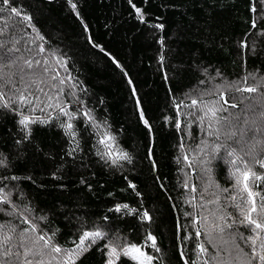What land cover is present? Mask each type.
<instances>
[{
	"label": "trees",
	"instance_id": "obj_1",
	"mask_svg": "<svg viewBox=\"0 0 264 264\" xmlns=\"http://www.w3.org/2000/svg\"><path fill=\"white\" fill-rule=\"evenodd\" d=\"M10 5L21 15H13L0 2V44L19 49L8 54L19 59L6 69L15 73L17 83L0 82V193L9 195V203L0 205V225L11 224L19 232L28 227L22 222L27 219L54 234L62 249L74 248L84 231L103 232L104 238L77 257L76 264H107L106 244L142 243L148 233L160 249H144L155 257L153 264H184L182 255L200 260L214 255L217 249L208 243L206 233L213 222L208 210L216 205L208 202L215 198L216 185L237 193L223 152L209 165L214 181L209 183L204 162L224 136L220 141L209 137L201 130L207 121L199 124L189 115L196 109L184 105L226 82L247 78V84L255 86L264 78V0H10ZM25 60L41 63L29 69ZM32 80L51 97L49 101L35 93L53 105L43 112V104L32 112L16 102L19 93L13 89L35 92ZM261 92L264 88L253 94L226 91V97H236L238 106L219 115L229 118L230 113L247 111ZM57 102L75 119L61 114ZM22 115L45 122L22 127ZM62 122L74 125V135ZM105 133L115 138L114 148L126 153L130 162L112 164L100 155L105 149L98 141ZM219 203L233 218L239 217L229 200L221 197ZM123 205L136 211H115ZM144 212L151 221L141 219ZM253 216L260 219L259 213ZM197 229L200 238H195ZM229 231L254 235L240 224L226 229L224 239L229 243L217 239L220 258L214 264L224 260L240 264L237 257L251 252L244 240L234 246ZM38 234L29 233L25 246L32 247L31 238ZM17 243L18 235L9 244L11 264H20L18 250L23 259ZM198 243L207 249L203 257L198 256ZM55 255L48 253L44 259ZM4 259L0 251V260ZM118 264L133 262L121 257Z\"/></svg>",
	"mask_w": 264,
	"mask_h": 264
},
{
	"label": "snow or ice",
	"instance_id": "obj_2",
	"mask_svg": "<svg viewBox=\"0 0 264 264\" xmlns=\"http://www.w3.org/2000/svg\"><path fill=\"white\" fill-rule=\"evenodd\" d=\"M6 7H10L13 15L20 16L21 13L16 7L10 5V0H0ZM75 7V5H73ZM3 11V9H0ZM137 15L141 16L140 9H136ZM30 17L27 15L23 16V20L30 23ZM156 27H162V25H156ZM255 27V25H253ZM19 51L15 46L7 47L5 44H0V82H3L5 86L9 84H16V80L13 79L15 73H10L6 69L11 68L19 59L18 57L9 56V53H14ZM43 52V48L40 49ZM24 63L29 69L33 67V63L40 65V61L25 60ZM47 71V69H45ZM59 74H57L58 76ZM57 77H53L55 80ZM25 79L24 75L20 76V80ZM39 83H45L41 80ZM61 85L65 83L64 80H60ZM131 83V81H129ZM32 85H36L35 92L29 94V89L26 87L24 89L15 88L14 92L19 93L16 98V102L20 105L21 109L28 106L29 111H36L37 106L43 104L40 107V111L43 112L45 108H50L53 105L49 103H43L40 96L36 95V92L43 93L44 96L48 97L51 101V97L47 92H44L41 87H39L36 80L31 81ZM259 88H264V78L257 81L255 86H249L247 84V78L242 81L236 82H226L222 87L216 86L213 89L201 92L199 98H192L190 105H184L193 109L194 112H190L189 115L196 117L199 124L203 125L207 121V127L202 128V131H206L209 137H214L215 140H221V134H223L224 139L212 146L211 158L204 162V173L210 184L214 183L211 177L212 168L209 166L212 163V159H215L218 154L223 152L225 163L231 166L230 176L234 180L233 191L237 195L232 194L228 188H220L216 185L217 193L214 194L215 198L209 201V204L216 205L215 208L209 209V215L213 218L211 229L206 233L207 241L213 248L217 249L214 255L210 258L200 259H186L183 255L181 259L184 264H214L220 258L219 247L217 239L219 238L223 244H228L229 240L224 239L226 229H231L234 225L240 224L248 227L254 235L245 236L244 233H233L228 232L229 239L234 246H237L238 240H244L245 243L251 246V252H242L237 260L240 264H264V195L261 194L264 191V172H258L254 170L251 165H258L259 169H264V92L259 94V99L255 104L246 106L247 111L241 114H229V118H225L220 113L227 112L229 109L237 108L236 97H226V91H235L238 93H257ZM55 90V89H54ZM205 96H214L215 99L207 101L204 99ZM2 98V96H0ZM242 99H249L248 96H242ZM139 104V101L137 102ZM178 104L177 107H181ZM3 107L8 108V104H4ZM257 107L261 109L257 114ZM55 108L63 115L69 117V120L75 119V116L68 112L67 108L62 105V103L57 102ZM249 112L253 113L249 116ZM202 113V114H201ZM21 114V113H18ZM87 116L88 114L85 113ZM141 119H144L143 113H141ZM227 123L225 125V120ZM45 121L40 120L39 117H29L22 115L19 123L22 127H27L30 123ZM61 126L68 132L69 135H74V125L69 122ZM145 126H148V121L145 120ZM97 127H99L97 125ZM176 127L180 128L179 121L176 122ZM225 128L227 130H225ZM115 138L108 134H101V138L98 143L104 146L105 151L101 152L102 157H106L111 160L112 164H117L121 160H128L130 162V157L128 155L116 148H114L111 141ZM260 149V153L257 149ZM259 155V158H258ZM245 157L251 162L245 161ZM187 157L184 160L187 161ZM191 165L189 164V167ZM15 179V177H13ZM130 187L135 188V185H130ZM187 187V184H185ZM192 192L196 189L192 188ZM207 191V188L205 189ZM227 193V196L224 194ZM246 194V198H244ZM203 195V193H201ZM238 195L242 198L238 200ZM223 197L229 200L232 207L239 210V217L233 218V214L226 212L225 207L220 205L219 201ZM257 198H259V205L257 203ZM9 203V195L0 193V205H5ZM191 203V201H189ZM123 210H128L129 214L135 212V209L128 208V205H123L122 207H117L116 212H121ZM259 213L260 219L254 218L253 214ZM10 215L15 214L9 213ZM242 218V219H241ZM45 219V218H42ZM144 221H151V217L148 212H144L141 216ZM231 223H228V221ZM205 223L208 222V217H204ZM28 227L17 232V227L11 224L0 225V251L3 252L4 260H0V264H11L8 259L13 255L12 248L9 247L10 242L14 236L18 235V243L15 245L17 249L23 248V259L20 260V251L18 250L15 255L20 264H50V260H57V264H76V259L84 252L88 251L91 245L96 244L100 239L104 238V233L101 231H84L80 235L78 242L72 249H62L58 244L54 242V234L50 236L47 232L41 231L35 223H31L29 220L24 219L22 221ZM213 232L216 235H213ZM29 233L36 234L31 238L32 247H26V238ZM201 237L200 229L195 232V238ZM86 241H90V244H86ZM151 242L149 245L148 242ZM105 247L108 249L109 259L107 264H118L121 257L129 258L133 264H153L155 257L148 254L144 249L151 247L153 251L159 252L160 249L157 247L156 238L151 233L146 235L145 240L142 243H128L119 244L115 242H110L106 244ZM198 256L203 257L207 253V249L203 243H198L196 245ZM47 250V253L46 251ZM48 253H55V256H51L50 260H45L44 257ZM230 255V253H229ZM32 259H29V257ZM223 264H229L227 260H224Z\"/></svg>",
	"mask_w": 264,
	"mask_h": 264
}]
</instances>
